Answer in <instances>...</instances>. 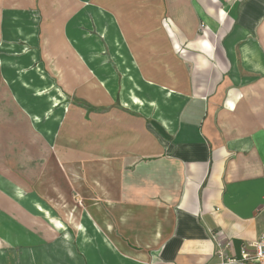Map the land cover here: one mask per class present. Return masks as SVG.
<instances>
[{"label": "crops", "instance_id": "0c3cea01", "mask_svg": "<svg viewBox=\"0 0 264 264\" xmlns=\"http://www.w3.org/2000/svg\"><path fill=\"white\" fill-rule=\"evenodd\" d=\"M117 1L106 2L113 8ZM120 1L142 8L125 16L140 40L129 46L138 54L130 65L146 86L180 102L157 106L151 118L156 103L127 92L122 106L147 115L142 128L130 115L108 116L117 127H105L110 137L92 144L94 165L87 169L85 161V179L93 186L82 190L89 201L80 204L78 220L68 191L47 176L48 233L68 239L75 229L86 243L95 236L107 264H226L219 252L239 258L240 247L264 230V0H156L153 7L149 0ZM156 25L159 39L137 34ZM131 92L142 105L130 101ZM34 146L36 160L20 147L25 159L17 164L30 167L31 178L45 150L38 140ZM116 146L130 151L128 169L118 168L120 155L110 151ZM80 147L87 155V143ZM2 166L1 174L17 177ZM1 178L0 187L11 184ZM14 184L17 198H24L23 182ZM30 200L42 215L38 197Z\"/></svg>", "mask_w": 264, "mask_h": 264}, {"label": "rangeland", "instance_id": "374dc122", "mask_svg": "<svg viewBox=\"0 0 264 264\" xmlns=\"http://www.w3.org/2000/svg\"><path fill=\"white\" fill-rule=\"evenodd\" d=\"M106 1L0 0V162L5 168L1 170L17 176L9 178L0 172V184L1 176L11 182L0 187V264H107L103 253L95 249V236L86 243L75 229H70L68 239L63 233L49 235L44 213V209H51L47 176L68 191L78 220L80 204L89 201L82 190L93 186L85 179V168L94 165L96 148L92 144L96 138L110 137L102 132L105 127H117L107 121L108 116L130 115L141 128V117L147 116L143 111L125 110L121 98L134 90L139 98L155 102L154 111L147 110L151 118L157 106L176 107L180 102L146 86L139 68L130 65L133 49L129 46L136 48L134 41L140 40L133 37L135 32L125 16L141 11V4L118 0L111 8ZM154 1H146L147 6L153 7L150 3ZM157 27L160 25L154 29ZM153 30L137 34L147 40L163 35L161 28ZM139 44L146 46L144 41ZM160 48L150 47L152 51ZM146 126L150 129L148 121ZM115 133L130 134L122 130ZM36 140L45 150L39 154L41 161L31 178V168L19 170L17 164L25 159L19 155L20 147H26L30 159L36 160ZM85 142L87 155L85 147H80ZM124 148L107 147L120 155L115 156L119 169L132 165L124 155L130 151ZM17 181L26 187L24 198H17L13 189ZM34 196L43 207L39 210L42 215L29 203ZM53 216L59 218V212Z\"/></svg>", "mask_w": 264, "mask_h": 264}, {"label": "built area", "instance_id": "2783aa9c", "mask_svg": "<svg viewBox=\"0 0 264 264\" xmlns=\"http://www.w3.org/2000/svg\"><path fill=\"white\" fill-rule=\"evenodd\" d=\"M249 245H242L240 247L239 258L227 256L223 252H219V254L223 257V262L226 264H264V230L261 236Z\"/></svg>", "mask_w": 264, "mask_h": 264}, {"label": "bare ground", "instance_id": "6f19581e", "mask_svg": "<svg viewBox=\"0 0 264 264\" xmlns=\"http://www.w3.org/2000/svg\"><path fill=\"white\" fill-rule=\"evenodd\" d=\"M134 55V54H133ZM134 57V56H133ZM136 59V58H135ZM139 64V63H138ZM138 66V65H137ZM145 77V76H144ZM101 85H104V86H107L106 84L103 83V81H101ZM129 97L131 98L130 101L136 103L137 105H142V101L140 99H138L137 97H135L134 93L131 92ZM124 100V103H128V100H125V98L123 99ZM54 105L55 103H57V100H54Z\"/></svg>", "mask_w": 264, "mask_h": 264}]
</instances>
